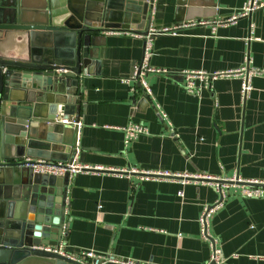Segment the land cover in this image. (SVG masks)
I'll list each match as a JSON object with an SVG mask.
<instances>
[{
    "label": "crops",
    "instance_id": "1",
    "mask_svg": "<svg viewBox=\"0 0 264 264\" xmlns=\"http://www.w3.org/2000/svg\"><path fill=\"white\" fill-rule=\"evenodd\" d=\"M245 2L196 0L197 11L177 20L178 0H156L152 27L226 19ZM97 42L99 62L82 76L76 163L99 170L139 168L213 177L237 173L245 180L264 181V75L251 74L245 99L239 75L219 76L200 92L189 91L181 76L236 71L245 65L264 70V8L215 29L210 22L177 35L154 36L149 65L161 71L144 74L148 94L133 79L144 55V38L102 32ZM145 95L152 100L149 106ZM130 122L144 123L150 133L126 145L118 127ZM70 180L68 234L63 237L68 253L94 250L140 264H205L210 259L199 219L220 197L215 184L96 170ZM225 191L209 225L225 264H264V198L244 197L235 185Z\"/></svg>",
    "mask_w": 264,
    "mask_h": 264
},
{
    "label": "water",
    "instance_id": "2",
    "mask_svg": "<svg viewBox=\"0 0 264 264\" xmlns=\"http://www.w3.org/2000/svg\"><path fill=\"white\" fill-rule=\"evenodd\" d=\"M195 2L178 0L177 20L195 13ZM155 3L0 0V264H83L44 249L68 234L69 175L36 172L24 159L74 162L82 76L99 62L97 37L107 30L147 35Z\"/></svg>",
    "mask_w": 264,
    "mask_h": 264
},
{
    "label": "built area",
    "instance_id": "3",
    "mask_svg": "<svg viewBox=\"0 0 264 264\" xmlns=\"http://www.w3.org/2000/svg\"><path fill=\"white\" fill-rule=\"evenodd\" d=\"M264 8V2L260 0H246L242 9L226 19H216L213 21L207 20H196V21H185L178 23L172 27H166L162 29H155L152 27L149 30L147 35L137 34L144 38L145 40V51L142 60L139 64L135 67V73L133 79L141 83L142 87L146 91V93L151 92V88L149 87L148 83L144 79V74L147 71L153 70L160 72V69L151 68L149 65L150 58L153 54V38L159 34H172L177 35L182 30L194 26L196 24H206V23H213V29L216 28L217 25L223 23H233L238 20L240 17L249 16L254 10ZM131 32L127 30H107L104 32L107 33H116V32ZM247 62L249 61L248 55L246 56ZM252 73L263 74L264 70H250L249 67L243 66L242 68L236 71H228V72H215L213 74H209L207 72H193V73H181V76L185 79V87L191 91L196 92L201 90L203 87H208L211 85L213 79L219 76H232V75H239L242 77V98L245 99L248 92L251 90L250 85V76ZM200 85H198V82ZM165 116V115H163ZM69 123L75 124V119L71 118L68 121ZM81 122H79V126ZM124 132V142L125 144H129L139 138L141 135L149 134V128L144 123H137V122H130L129 124L118 127ZM32 161H35L34 163ZM24 162L28 166H32L36 172L44 173V174H51L55 176H66L69 175L70 179L77 173L83 171H90V169H97L87 165H80L76 163V159L73 163L69 161H53L47 160L43 158H30L26 157ZM101 170V169H100ZM130 173H137L140 172L142 178L150 179V178H181L183 182H187L188 179H199L201 181H205L207 183L215 184L217 190L219 191L220 197L217 201L212 204L214 207L209 209V206H206L203 210L199 222L201 227V236L205 240L208 241L211 248V256L210 259L205 264H225L223 258V252L220 247H218L214 236L209 231L210 225V217L211 213L221 206L224 199L227 196L225 191L226 186L228 185H235L240 187L241 195L244 197H251V198H264V181L263 180H245L244 178L240 177L239 174L234 173L233 176L230 177H213L208 175L202 174H190V173H174L169 170H143L139 168H131L128 170ZM223 180V181H218ZM179 195L183 196L184 192L181 190L179 191ZM44 249L56 252L62 255H65L73 260L81 262L83 264H105L109 261L115 263H122V264H140L134 260H123L120 258H116L115 256H111L108 253H98L94 250H83L77 254H70L66 251L64 243H62L58 247L53 246H45Z\"/></svg>",
    "mask_w": 264,
    "mask_h": 264
}]
</instances>
